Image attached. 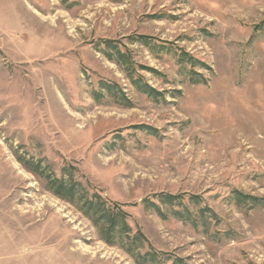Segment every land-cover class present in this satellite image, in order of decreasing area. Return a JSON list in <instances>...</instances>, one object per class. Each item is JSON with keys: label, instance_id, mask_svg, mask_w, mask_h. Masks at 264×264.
<instances>
[{"label": "rangeland", "instance_id": "obj_1", "mask_svg": "<svg viewBox=\"0 0 264 264\" xmlns=\"http://www.w3.org/2000/svg\"><path fill=\"white\" fill-rule=\"evenodd\" d=\"M139 232L154 264H264V0H0V257L137 264Z\"/></svg>", "mask_w": 264, "mask_h": 264}, {"label": "trees", "instance_id": "obj_2", "mask_svg": "<svg viewBox=\"0 0 264 264\" xmlns=\"http://www.w3.org/2000/svg\"><path fill=\"white\" fill-rule=\"evenodd\" d=\"M106 48L111 49L115 53V59L118 64H123L125 60V56L122 55L120 52H117L115 48H111L112 44L105 42ZM107 53V52H106ZM106 56L109 59H112L114 56L109 55L108 53ZM184 61V60H183ZM184 62L192 63L190 60H186ZM135 85H138V82L133 81ZM143 93L147 96L151 97L152 99H156L157 97L161 96L160 94L156 93L151 88L142 89ZM97 97V96H96ZM81 184L74 183V185H69L64 181H60L57 179H48V189L58 198L66 200L67 202L73 204L76 203L80 209V211L87 216L93 224L98 228L100 234L102 235L103 241H105L109 245H114L115 241L119 238H116L118 235L120 237L121 233L128 230V226L126 223V215L117 208L115 211L110 210L107 212L105 210L104 204H100L99 201L100 196H93L89 198L87 196H83L82 192L78 190L81 189ZM77 188V189H76ZM158 200V202L164 204L170 208H181L183 207V197H175L171 195H158L154 197ZM190 199L196 200V198L191 197ZM99 200V201H98ZM247 200L243 197V200ZM248 200L252 201L254 204L258 205L261 204L263 201L258 200L256 198H248ZM148 208L155 209L158 214L162 217L163 216L160 207L153 201L147 200ZM178 213V212H177ZM176 213V215H178ZM116 238V239H115ZM144 237L142 234L137 233L132 239L129 244H120L123 250H125L128 254H130L136 261L137 264H154L155 263V256L156 254L151 252L145 253H135L137 249H142V241ZM172 264H185L184 261L179 259H174Z\"/></svg>", "mask_w": 264, "mask_h": 264}, {"label": "crops", "instance_id": "obj_3", "mask_svg": "<svg viewBox=\"0 0 264 264\" xmlns=\"http://www.w3.org/2000/svg\"><path fill=\"white\" fill-rule=\"evenodd\" d=\"M0 264H36L32 260L24 259L21 256L15 259H7L6 257H0Z\"/></svg>", "mask_w": 264, "mask_h": 264}]
</instances>
